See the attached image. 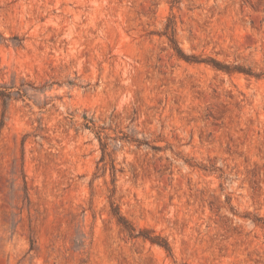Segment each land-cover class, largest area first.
Wrapping results in <instances>:
<instances>
[{"label": "rangeland", "instance_id": "1", "mask_svg": "<svg viewBox=\"0 0 264 264\" xmlns=\"http://www.w3.org/2000/svg\"><path fill=\"white\" fill-rule=\"evenodd\" d=\"M21 81L0 264H264V0H0V84Z\"/></svg>", "mask_w": 264, "mask_h": 264}, {"label": "trees", "instance_id": "2", "mask_svg": "<svg viewBox=\"0 0 264 264\" xmlns=\"http://www.w3.org/2000/svg\"><path fill=\"white\" fill-rule=\"evenodd\" d=\"M165 34H166L167 38L169 39L171 45L175 49L177 55L179 57L185 59L186 61H192V62H204V61H206L207 63L211 64L215 68L222 70V71H226L227 73H231L234 71L242 72V73H246V74L251 73V72H249V70H247L241 66L236 65V66L231 67V66L223 64V63H221V62H219L213 58H210L208 60H199L196 56H187V55L183 54L182 50L177 46L173 34L170 33L168 30L165 32ZM24 85H25L24 81H21V83L18 86L15 85V82H12V84L9 86H7L5 84H0V100H1V104H2L3 108H6L7 105L9 104V102L12 100H18V99H23L24 97H28L27 88H25ZM13 89H15V90H13ZM96 133H97L98 137L100 138L99 131H96ZM136 141H138V140H136ZM141 143H142L141 141H138L137 144L139 145ZM101 146H102V150H104L105 143L101 142ZM114 214L117 217L118 223L127 225V228L129 229L131 236L136 237L138 235H141L144 239L149 240L151 243H156V244L162 246L165 250L170 251V246L164 238L160 237L159 235H153L152 236L147 231H142L139 234H134L133 233L134 228L132 226H130L129 224H127V221L124 219V217L119 215L118 210H114Z\"/></svg>", "mask_w": 264, "mask_h": 264}]
</instances>
